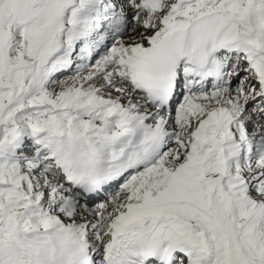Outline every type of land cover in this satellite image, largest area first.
I'll return each mask as SVG.
<instances>
[{"label": "snow or ice", "instance_id": "snow-or-ice-1", "mask_svg": "<svg viewBox=\"0 0 264 264\" xmlns=\"http://www.w3.org/2000/svg\"><path fill=\"white\" fill-rule=\"evenodd\" d=\"M0 264H264V0H0Z\"/></svg>", "mask_w": 264, "mask_h": 264}]
</instances>
